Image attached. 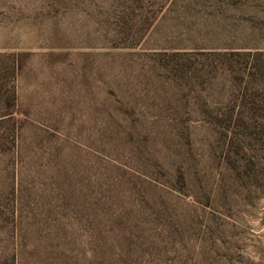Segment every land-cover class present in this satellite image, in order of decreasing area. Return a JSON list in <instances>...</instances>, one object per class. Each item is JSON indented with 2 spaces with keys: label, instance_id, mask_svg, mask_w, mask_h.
I'll list each match as a JSON object with an SVG mask.
<instances>
[{
  "label": "trees",
  "instance_id": "obj_1",
  "mask_svg": "<svg viewBox=\"0 0 264 264\" xmlns=\"http://www.w3.org/2000/svg\"><path fill=\"white\" fill-rule=\"evenodd\" d=\"M167 1H92L79 43L0 53V264H187L214 246L262 115L210 106L208 62L142 48ZM22 79L40 97L24 103Z\"/></svg>",
  "mask_w": 264,
  "mask_h": 264
},
{
  "label": "rangeland",
  "instance_id": "obj_2",
  "mask_svg": "<svg viewBox=\"0 0 264 264\" xmlns=\"http://www.w3.org/2000/svg\"><path fill=\"white\" fill-rule=\"evenodd\" d=\"M57 1L0 0V53L45 51L55 42L53 35L67 37L63 43H79L78 38L98 26L95 19L101 8L92 2L98 0H84L81 6L71 0L60 6ZM167 3L142 48L180 49L190 54L192 62H208L204 72L211 84L204 95L210 106L262 115L248 121L249 130L255 131L249 146L255 153V165H249L255 178L249 182L244 178L237 185L235 199L211 212L216 222L212 219L207 229L215 232L210 242L214 246L210 244L205 254L195 252L185 259L187 264H264V0ZM44 67L37 57L31 70L40 72ZM34 82H19L24 103L42 94ZM245 158L249 159L248 154ZM6 162L0 160V193L9 184L3 173ZM5 239L6 243L0 239V249L10 245V239Z\"/></svg>",
  "mask_w": 264,
  "mask_h": 264
}]
</instances>
